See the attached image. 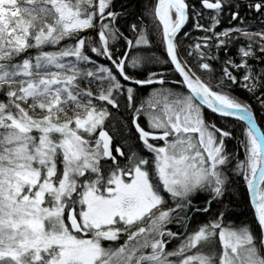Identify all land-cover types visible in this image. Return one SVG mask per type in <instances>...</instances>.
Here are the masks:
<instances>
[{
  "label": "snow or ice",
  "instance_id": "snow-or-ice-1",
  "mask_svg": "<svg viewBox=\"0 0 264 264\" xmlns=\"http://www.w3.org/2000/svg\"><path fill=\"white\" fill-rule=\"evenodd\" d=\"M0 264H264V0H0Z\"/></svg>",
  "mask_w": 264,
  "mask_h": 264
},
{
  "label": "trees",
  "instance_id": "trees-1",
  "mask_svg": "<svg viewBox=\"0 0 264 264\" xmlns=\"http://www.w3.org/2000/svg\"><path fill=\"white\" fill-rule=\"evenodd\" d=\"M238 94H241L240 90H237ZM257 117H258V122H260V117H261V114L259 112V110H257ZM235 141L232 142V144L229 145V147H232L234 145ZM239 211V209L237 210Z\"/></svg>",
  "mask_w": 264,
  "mask_h": 264
}]
</instances>
